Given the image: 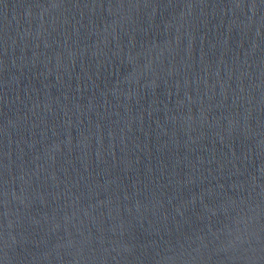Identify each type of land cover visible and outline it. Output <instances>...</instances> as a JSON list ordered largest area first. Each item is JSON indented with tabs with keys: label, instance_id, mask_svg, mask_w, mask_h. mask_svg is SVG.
<instances>
[{
	"label": "water",
	"instance_id": "1",
	"mask_svg": "<svg viewBox=\"0 0 264 264\" xmlns=\"http://www.w3.org/2000/svg\"><path fill=\"white\" fill-rule=\"evenodd\" d=\"M0 264H264V0H0Z\"/></svg>",
	"mask_w": 264,
	"mask_h": 264
}]
</instances>
